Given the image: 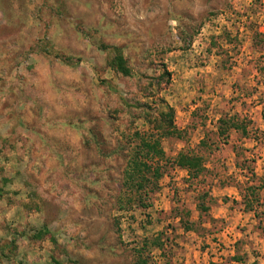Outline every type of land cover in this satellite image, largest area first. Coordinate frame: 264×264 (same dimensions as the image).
<instances>
[{
  "label": "rangeland",
  "instance_id": "374dc122",
  "mask_svg": "<svg viewBox=\"0 0 264 264\" xmlns=\"http://www.w3.org/2000/svg\"><path fill=\"white\" fill-rule=\"evenodd\" d=\"M0 264H264V0H0Z\"/></svg>",
  "mask_w": 264,
  "mask_h": 264
},
{
  "label": "trees",
  "instance_id": "16d2710c",
  "mask_svg": "<svg viewBox=\"0 0 264 264\" xmlns=\"http://www.w3.org/2000/svg\"><path fill=\"white\" fill-rule=\"evenodd\" d=\"M161 123H158V126L156 128V131H161V135L163 136H171L173 134L178 133L179 131L177 130L175 124H174V113L171 110L168 114H162L161 115ZM169 120V122H168ZM222 121V120H220ZM139 134V133H138ZM143 149L145 150V155L140 156L136 159L134 158V168H133V173L134 174H128V180L127 181H137V186L139 189H142L144 185L146 184V173H155V181H159L161 178L160 174V168L158 166L159 163L154 162V157L156 155H160L161 157L164 156L163 151L161 149V145L159 141L153 142H146L143 141ZM138 159V160H137ZM162 159V158H160ZM177 165L179 167H182L184 169H187L189 171H201L203 170L202 164H201V159L193 156H187V155H182L179 160L177 161ZM136 175V176H134ZM130 176V177H129ZM136 177V178H135ZM137 179V180H136ZM133 183V182H132ZM136 183V182H134ZM135 185V184H134ZM249 205V204H248ZM247 205V206H248ZM250 207V206H249ZM253 208V206L251 207ZM250 211V209H249ZM253 211V210H252Z\"/></svg>",
  "mask_w": 264,
  "mask_h": 264
}]
</instances>
